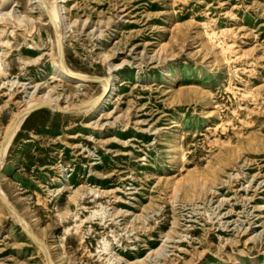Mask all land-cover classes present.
<instances>
[{"label":"rangeland","instance_id":"rangeland-1","mask_svg":"<svg viewBox=\"0 0 264 264\" xmlns=\"http://www.w3.org/2000/svg\"><path fill=\"white\" fill-rule=\"evenodd\" d=\"M2 1L0 141L31 91L77 104L101 90L53 74L36 3ZM66 5V65L118 91L92 118L27 111L0 162V264H48L5 204L56 264H264V0Z\"/></svg>","mask_w":264,"mask_h":264},{"label":"bare ground","instance_id":"bare-ground-1","mask_svg":"<svg viewBox=\"0 0 264 264\" xmlns=\"http://www.w3.org/2000/svg\"><path fill=\"white\" fill-rule=\"evenodd\" d=\"M9 1L10 0H3L2 3L5 4V3L9 2ZM30 1L36 3L43 10V12H45L48 22L52 25V27L54 29L55 43H56V47H57V51H56L57 52V57L51 61V65H52V68H53V74L55 76H57L58 78H60L62 81H69V82L73 83L74 86H78V85L83 84L84 82H88V81L92 80V81H94L96 84H98L101 87V90L97 94H95L92 97H90L87 101L81 102V103H77V104H69L67 102H64L62 100L63 97L58 96V95H53V93H51L50 90L43 91L39 95H37V93L33 94L35 92L34 90L31 91L29 93V96H28V98L30 99L29 104H26V106H24L20 110L17 109L18 111L13 114V116L10 119V121L7 123V125L5 126V128L3 130L2 139L0 141V148H1L0 149V162H2V160H3L6 148H7L8 144H9L12 136L14 135L15 131L17 130L19 124L21 123L22 119L24 118V116L26 115L28 110H30V109L34 108L35 106L39 105L40 103L44 102V103L49 104V105H46V106L51 108V109L60 108V109H63V110L64 109L69 110V108L72 107V110L70 109V111L82 112V113L87 114L90 118H92V117H95L98 114L102 113L106 109V107L111 103L113 97L115 96L116 92L118 91V86H117V84L114 81V78H115L114 74L109 75V76H97V75L96 76H90V75H88V74H86L84 72L77 71V70L72 69V68H70V67H68L66 65L64 54H63V52L61 50L63 38L66 35V33L68 31V26H69L68 25V21H67L69 10H68V7L66 5V0H54V4L53 5L48 0H30ZM3 14L8 15V17L11 18V19H16L20 23L24 22L25 20H30L26 15L20 13V11L15 8V4H12L11 6L7 7L3 11ZM35 18H37V17H35ZM33 27H34V25H33ZM98 31H100V30H98ZM27 33H30V32H27ZM99 43H100V41H99ZM163 44H165V43H163ZM159 56H160V54H159ZM118 66H119V64H114L113 65V67H115V68L118 67ZM173 76H175L173 78V81H175L177 79V77H176V75H173ZM37 84L38 83H34L33 85H30V87H36ZM26 103H27V101H26ZM5 135H7L6 139H4ZM1 177H2V174L0 172V179H1ZM67 184H69V179L68 178L65 179L64 186H66ZM0 194L4 195V193H3L1 188H0ZM5 206L8 209V211L13 215V217L15 219L19 220V223L23 224L24 228L28 232H31L30 227L26 223H24L23 219L22 218H20V219L18 218V216L16 215L17 211L15 212L14 209L10 206V204H5ZM1 232H3L2 229H0V233ZM33 239L36 241V244L38 245V247L41 248L42 252L46 256L45 262L47 261L48 264H56L55 260L52 259L53 260V262H52L51 260H49L47 258V257L50 256V251H49L48 247L42 242V240H40L39 238H33ZM158 246H159V244H158Z\"/></svg>","mask_w":264,"mask_h":264},{"label":"water","instance_id":"water-1","mask_svg":"<svg viewBox=\"0 0 264 264\" xmlns=\"http://www.w3.org/2000/svg\"><path fill=\"white\" fill-rule=\"evenodd\" d=\"M61 50H62V48H61ZM46 105H49V104H47V103H40L39 105H37V106H35L34 108H32V109H30L29 110V112H31L32 110H35V109H37V108H40V107H43V106H46ZM58 109H60V108H58ZM60 110H62V109H60ZM28 112V113H29ZM7 138V135H5L4 136V139H6ZM1 149V148H0ZM24 228V227H23ZM24 230L31 236V237H33V238H36V236L34 235V234H32L31 232H28L25 228H24Z\"/></svg>","mask_w":264,"mask_h":264}]
</instances>
